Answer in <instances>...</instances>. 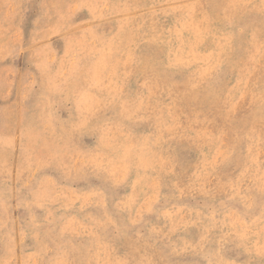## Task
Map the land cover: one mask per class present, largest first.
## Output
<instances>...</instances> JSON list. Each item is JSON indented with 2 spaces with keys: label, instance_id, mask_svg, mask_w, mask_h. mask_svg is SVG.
Returning a JSON list of instances; mask_svg holds the SVG:
<instances>
[{
  "label": "rangeland",
  "instance_id": "1",
  "mask_svg": "<svg viewBox=\"0 0 264 264\" xmlns=\"http://www.w3.org/2000/svg\"><path fill=\"white\" fill-rule=\"evenodd\" d=\"M0 15V264H264V0Z\"/></svg>",
  "mask_w": 264,
  "mask_h": 264
},
{
  "label": "bare ground",
  "instance_id": "2",
  "mask_svg": "<svg viewBox=\"0 0 264 264\" xmlns=\"http://www.w3.org/2000/svg\"><path fill=\"white\" fill-rule=\"evenodd\" d=\"M42 1V0H41ZM54 1H56V0H54ZM68 1V0H67ZM26 2V1H25ZM32 2V1H31ZM43 2H44V0H43ZM50 2V1H49ZM27 3V2H26ZM49 4H51V3H49ZM26 5V4H25ZM28 5V4H27ZM31 5H33V4H31ZM39 5H40V3H39ZM29 6V5H28ZM22 8V7H21ZM27 8V7H26ZM42 8H44L43 6H42ZM42 8H41V10H42ZM50 8V7H49ZM28 9V8H27ZM52 9V8H51ZM63 9V8H62ZM65 10V9H64ZM67 10V9H66ZM44 10H42L41 12L43 13V15L45 16L46 14H44V12H43ZM48 14V13H47ZM17 16V15H16ZM40 17H41V15H39ZM54 16H55V14H54ZM61 16V15H60ZM0 17H1V15H0ZM18 17V16H17ZM64 17H65V15H64ZM46 18V17H45ZM52 18V17H51ZM66 18V17H65ZM65 18H63V20H65ZM40 19V18H39ZM43 19V18H42ZM47 19V18H46ZM58 19V18H57ZM57 19H56V21H57ZM29 20V19H28ZM62 20V19H61ZM71 20V19H70ZM1 21V20H0ZM14 21H15V18H14ZM47 21H49V19L47 20ZM53 21L55 22V20L54 19H52V23H53ZM67 20H65V22H66ZM5 22V21H4ZM3 22V23H4ZM31 22V21H30ZM37 22H38V20H37ZM50 22L51 21H49V24H50ZM32 23V22H31ZM40 23V22H39ZM16 24V23H15ZM48 24V23H47ZM56 24V23H55ZM58 24H60L61 25V23H58ZM57 24V25H58ZM66 24H68V23H66ZM33 25V24H32ZM42 25V24H41ZM45 25V24H44ZM53 25V24H52ZM51 25H49V27H50ZM45 27V26H44ZM52 27H54V26H52ZM61 27H62V25H61ZM68 27H69V24H68ZM37 29H39L38 27H36ZM48 28V27H47ZM46 28V29H47ZM41 29V28H40ZM51 29V28H50ZM68 29V28H67ZM42 30V29H41ZM40 32V31H39ZM37 33H38V31H37ZM33 35L34 36H36L34 33H33ZM42 36V35H41ZM41 36H40V38H41ZM39 37V36H38ZM29 38H30V36H29ZM36 38V37H35ZM35 41H39V38H38V40H36L35 39ZM32 42V41H31ZM36 47V46H35ZM4 65V64H3ZM13 65V64H12Z\"/></svg>",
  "mask_w": 264,
  "mask_h": 264
}]
</instances>
